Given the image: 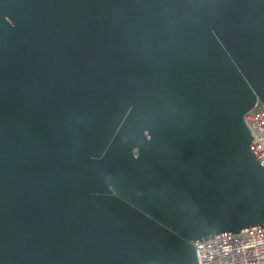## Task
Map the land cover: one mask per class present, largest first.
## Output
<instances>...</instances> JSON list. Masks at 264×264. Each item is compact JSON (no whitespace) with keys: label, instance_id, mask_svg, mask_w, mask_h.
<instances>
[{"label":"water","instance_id":"1","mask_svg":"<svg viewBox=\"0 0 264 264\" xmlns=\"http://www.w3.org/2000/svg\"><path fill=\"white\" fill-rule=\"evenodd\" d=\"M264 0H0V264H198L264 227Z\"/></svg>","mask_w":264,"mask_h":264},{"label":"built area","instance_id":"2","mask_svg":"<svg viewBox=\"0 0 264 264\" xmlns=\"http://www.w3.org/2000/svg\"><path fill=\"white\" fill-rule=\"evenodd\" d=\"M257 155L264 162V108L258 102L248 112ZM198 264H264V227L192 243Z\"/></svg>","mask_w":264,"mask_h":264}]
</instances>
